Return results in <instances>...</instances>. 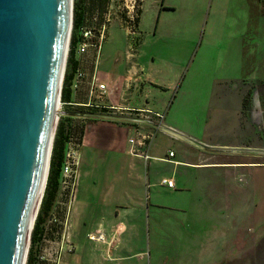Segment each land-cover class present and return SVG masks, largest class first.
I'll return each instance as SVG.
<instances>
[{
  "label": "rangeland",
  "instance_id": "obj_1",
  "mask_svg": "<svg viewBox=\"0 0 264 264\" xmlns=\"http://www.w3.org/2000/svg\"><path fill=\"white\" fill-rule=\"evenodd\" d=\"M260 4L259 0H72L71 20H81L77 42L89 44L76 55L85 78L74 102L87 101L86 81L92 73L108 87L122 75L117 87L136 84L140 102L163 115L158 119L146 111L130 116L178 125L198 143L174 141L160 128L148 126L146 143L151 152L164 156L170 149L179 157L205 163L206 168L193 172L196 198L190 209H178L183 203L170 193L160 192L157 199L153 188L145 187L146 200L154 196L162 202V207H148L146 240L151 257L170 258L171 264L206 260L264 264V13ZM133 65L139 71L127 77L126 69ZM109 98L95 92L91 100L106 104ZM121 111L63 105L57 117L78 138L85 130L94 131L88 128L93 119L85 114L123 116ZM120 131V142L129 135L135 138L126 127ZM122 145L119 148H128ZM82 148L92 149L88 139ZM80 164L76 194L100 191L102 185H94L99 183L96 178L84 176L82 159ZM167 166L162 173L170 175L172 165ZM173 176L183 185L179 172ZM68 191L59 182L51 214L32 247L31 264H51L57 257L55 242ZM29 245L30 235L23 264Z\"/></svg>",
  "mask_w": 264,
  "mask_h": 264
},
{
  "label": "water",
  "instance_id": "obj_2",
  "mask_svg": "<svg viewBox=\"0 0 264 264\" xmlns=\"http://www.w3.org/2000/svg\"><path fill=\"white\" fill-rule=\"evenodd\" d=\"M71 3L0 0V264H23L30 216L42 177L43 187L46 181L72 27ZM159 128L198 144L170 127Z\"/></svg>",
  "mask_w": 264,
  "mask_h": 264
},
{
  "label": "crops",
  "instance_id": "obj_3",
  "mask_svg": "<svg viewBox=\"0 0 264 264\" xmlns=\"http://www.w3.org/2000/svg\"><path fill=\"white\" fill-rule=\"evenodd\" d=\"M138 69L136 65L130 66L126 69L125 74L130 77L133 73L138 72ZM126 76L125 78H127ZM121 78L122 75H117L112 86L106 85L105 95L110 98L105 104L109 107L104 109L122 110L123 116L120 115V117L123 118L84 115V117L93 119L94 122L88 123V128L91 127L94 131L85 130L79 137L82 172L88 179L96 178L99 183L95 182L94 185L100 184L102 188L100 191L99 189L93 190L94 192H90L91 189H86L82 193L79 191L77 194L75 192L69 212V234L73 250L62 254L60 264H171L172 259L151 257L147 252L149 245L146 240L149 224L148 207H162V202L155 198L158 199L160 196L158 193L164 191L167 194L170 193L171 198L176 202L183 203L178 206V209L192 208L196 198L194 195L196 179L193 177V172L206 168L204 164H198L196 159L179 157L175 151L170 149L168 152L172 151L173 155L169 158L167 157L168 152L164 156L157 152H151V145L146 143L149 137L148 126L159 128V125L164 124L183 135L187 134L178 125L172 123L158 124L151 118L146 120L137 115L130 116L131 112H137L140 115V112L148 111L151 116H154L153 113L160 112L140 102V93L137 92L136 84H127L128 86H118V88L117 85ZM86 91L88 93L87 84ZM75 94L76 92H73V97ZM72 100L73 103H76L74 99ZM149 103L147 99L145 104ZM102 114L119 116L108 112ZM123 127L134 132L133 147L138 155L129 152L130 143L128 140L132 138V135L120 142L119 132ZM169 137L174 141L176 139L171 134ZM86 139L92 146L90 151L82 148ZM141 141L144 143L141 144ZM126 144L128 146L126 150L119 148ZM109 154L113 155L109 157ZM145 154L148 155L147 158L144 156ZM186 155L189 156L187 153ZM183 156L186 157L184 154ZM197 157L198 153L195 158ZM167 158L170 160H166ZM99 162L102 163L98 164ZM162 163H165L166 166L164 167ZM167 164L172 165L170 175L162 173L164 168L165 170L168 168ZM174 171L175 174L179 172L178 180L179 182L183 181V185L180 183L178 185V181L173 176ZM163 178H172L174 185L168 187L161 183ZM146 186L152 187L153 192L157 195L155 198L153 196L152 201H150V197L147 200L145 198ZM98 232L103 233L102 240L88 238V234H97ZM217 262L206 260L201 264H217ZM178 264L183 263L179 262ZM192 264H199V262L192 261Z\"/></svg>",
  "mask_w": 264,
  "mask_h": 264
},
{
  "label": "built area",
  "instance_id": "obj_4",
  "mask_svg": "<svg viewBox=\"0 0 264 264\" xmlns=\"http://www.w3.org/2000/svg\"><path fill=\"white\" fill-rule=\"evenodd\" d=\"M83 36L87 37L88 33L84 32ZM69 40H70V37H69ZM88 45L89 44L85 41H82V42L79 41L77 46H76V50H75L76 55L83 54L85 52L86 48L88 47ZM68 51H69V41H68V45H67L65 65H66ZM64 71H65V67H64ZM63 75H64V73H63ZM84 78H85V73L78 66L76 71L74 72V76L72 79V85H71L72 91L74 93L79 90L80 85L83 82ZM97 79L98 78L95 75V73H92V75L86 81L87 89H88L86 102H84V103L69 102L68 104L79 105V106H83V107L108 108L109 106L105 105V104H94V103H92L91 99H92L93 95L95 94V92H98L99 95L100 94L105 95L106 91H107L106 83H104L102 81H98ZM62 80H63V78H62ZM61 86H62V84H61ZM60 92H61V88H60ZM59 100H60V95H59ZM65 104H66L65 102L60 101V108ZM153 114L158 119L163 117V115L161 113H153ZM134 141H135L134 138H130L128 140V142L130 143L129 152L133 155H138V153L135 151V149L133 147ZM143 143L144 142L141 141V144H143ZM79 146H80L79 138H76L72 135L69 137V139L65 145L64 158H63V162L61 165L59 182L61 184H63L64 187L69 188V191H68L67 199L65 202L64 220L62 222V229H61V232L59 234L58 240L55 242V245H56L55 249L57 250V257H55V259L52 260L51 264H60L62 253L63 252H71L73 250V244L71 242V238H70V234H69V228H70L69 212H70V207H71V204L74 200L75 192H76V183H77V178H78V167L80 165ZM172 155H173V152L170 151V152H168L167 157L169 158ZM144 156L146 158L148 157V155H146V154ZM168 158L166 160L169 161L170 159H168ZM161 183L165 184L168 187H172L174 185V181L172 178H163L161 180ZM44 186H45V184H44ZM42 194H43V192H42ZM41 197H42V195H41ZM40 200H41V198H40ZM36 214H37V212H36ZM34 219H35V217H34ZM33 223H34V220H33ZM33 223H32V226H33ZM88 238L90 240H96V239L102 240L103 239V233L98 232L97 234H88Z\"/></svg>",
  "mask_w": 264,
  "mask_h": 264
},
{
  "label": "trees",
  "instance_id": "obj_5",
  "mask_svg": "<svg viewBox=\"0 0 264 264\" xmlns=\"http://www.w3.org/2000/svg\"><path fill=\"white\" fill-rule=\"evenodd\" d=\"M261 5V10L264 13V0H259ZM81 25V20L78 17H73L72 19V30L70 32L69 40V51L67 55L65 71L62 80L60 101L65 102V105L69 102H73V91L71 88L72 79L74 72L79 66V61L76 56L75 50L78 44L76 32ZM81 35V34H80ZM55 125V133L52 141V147L49 157L48 171L45 181V186L43 189V194L40 200V205L38 206V212L35 216L33 226L30 232V245L28 248V253L26 257V264H31V250L33 245L37 242L38 238L42 234L45 221L51 214V209L55 201L58 185L59 176L61 172V165L64 158L65 145L69 137L72 135L71 130L67 127L66 122L60 117L57 118ZM79 138V137H78ZM37 211V210H36Z\"/></svg>",
  "mask_w": 264,
  "mask_h": 264
},
{
  "label": "bare ground",
  "instance_id": "obj_6",
  "mask_svg": "<svg viewBox=\"0 0 264 264\" xmlns=\"http://www.w3.org/2000/svg\"><path fill=\"white\" fill-rule=\"evenodd\" d=\"M71 2H72V0H71ZM71 13V12H70ZM59 104H60V100L59 99H57L56 100V106H55V113H54V116H53V124H52V128H51V136L53 135V133H55V125H57L56 124V121H57V116H58V112H59ZM50 144H51V139H50ZM50 144H49V146H48V148L50 147ZM205 164V163H204ZM208 166V165H207ZM43 179H42V181H41V185H40V187H39V190H38V194H37V196H36V200H35V204H34V208H33V211H32V213H31V216H30V224H31V222L33 221V216H35L36 215V210H38L37 208H38V206H39V203H40V198H41V192H42V187H43V180H44V177H42ZM31 231V230H30ZM27 251H28V247H27Z\"/></svg>",
  "mask_w": 264,
  "mask_h": 264
}]
</instances>
